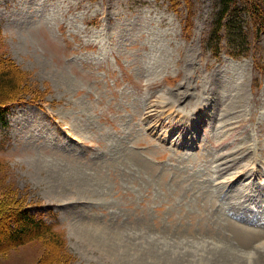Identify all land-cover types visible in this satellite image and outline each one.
<instances>
[{
    "label": "rangeland",
    "instance_id": "rangeland-1",
    "mask_svg": "<svg viewBox=\"0 0 264 264\" xmlns=\"http://www.w3.org/2000/svg\"><path fill=\"white\" fill-rule=\"evenodd\" d=\"M177 1L0 0L34 100L0 118V208L57 235L0 264H264V36L216 60L218 0H188L189 36Z\"/></svg>",
    "mask_w": 264,
    "mask_h": 264
},
{
    "label": "trees",
    "instance_id": "trees-1",
    "mask_svg": "<svg viewBox=\"0 0 264 264\" xmlns=\"http://www.w3.org/2000/svg\"><path fill=\"white\" fill-rule=\"evenodd\" d=\"M170 8L178 12L177 0H168ZM189 5L188 0H184ZM184 34L191 31V11L183 20ZM0 27V37H1ZM264 36V0H218L203 46L212 57L219 60L221 54L232 59L249 57L252 45ZM259 67V65L256 63ZM23 74L12 60L0 64V118H3L9 107L33 99L23 98ZM0 208V252H5L39 237L57 239L53 228L33 215L27 208L12 213ZM2 210V211H1ZM13 211V210H12ZM38 264H56L54 253L48 251Z\"/></svg>",
    "mask_w": 264,
    "mask_h": 264
},
{
    "label": "bare ground",
    "instance_id": "bare-ground-1",
    "mask_svg": "<svg viewBox=\"0 0 264 264\" xmlns=\"http://www.w3.org/2000/svg\"><path fill=\"white\" fill-rule=\"evenodd\" d=\"M243 169V168H242ZM241 170V169H240ZM239 171V170H238ZM237 171V172H238ZM237 172H236V176L234 175V177H230L231 179H240V177L244 174V172L243 171H241V172H239L238 174H237ZM243 191V190H242ZM241 191V192H242ZM243 193V192H242ZM236 213V212H235ZM252 222H254V220H252ZM262 244V243H261ZM228 248V247H227ZM224 249V248H223ZM256 254H255V257L253 258L254 260H259V254H258V252L260 251V250H263L264 249V244H263V247H259V246H257L256 247ZM223 252H225V251H223ZM229 252H231V251H229ZM224 255V254H223ZM253 260V261H254Z\"/></svg>",
    "mask_w": 264,
    "mask_h": 264
}]
</instances>
